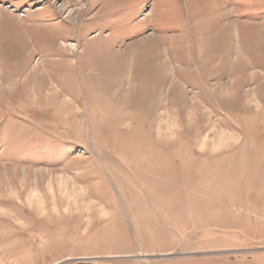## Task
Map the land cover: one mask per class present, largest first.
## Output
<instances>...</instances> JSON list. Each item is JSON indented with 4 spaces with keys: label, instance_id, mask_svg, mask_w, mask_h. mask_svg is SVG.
Segmentation results:
<instances>
[{
    "label": "rangeland",
    "instance_id": "rangeland-1",
    "mask_svg": "<svg viewBox=\"0 0 264 264\" xmlns=\"http://www.w3.org/2000/svg\"><path fill=\"white\" fill-rule=\"evenodd\" d=\"M0 264H264V0H0Z\"/></svg>",
    "mask_w": 264,
    "mask_h": 264
},
{
    "label": "bare ground",
    "instance_id": "bare-ground-1",
    "mask_svg": "<svg viewBox=\"0 0 264 264\" xmlns=\"http://www.w3.org/2000/svg\"><path fill=\"white\" fill-rule=\"evenodd\" d=\"M64 1V0H63ZM69 3V2H68ZM193 3V4H192ZM191 3V6H192V8H193V5H194V2H192ZM111 4H106V7H107V9L109 8V6H110ZM66 5H63V7H65ZM51 8V7H50ZM90 9V8H89ZM98 16V15H97ZM39 31V30H38ZM40 31H42V29H40ZM149 39V38H148ZM152 39H153V37H152ZM154 39H157V40H160L159 38H154ZM49 41V40H48ZM156 41V40H155ZM51 42H53L54 43V41L50 38V41H49V43H47V44H50ZM56 43V42H55ZM150 43V42H149ZM148 43V44H149ZM156 43V42H155ZM150 44H153V43H150ZM43 45V44H42ZM41 45V46H42ZM52 45V44H51ZM154 45V44H153ZM155 47H156V45H154ZM40 47V46H39ZM148 49V48H147ZM158 55V54H157ZM147 58H151V56H149V57H147ZM149 59H148V62L150 63L151 61H149ZM59 68V67H58ZM63 73H64V71H62ZM59 76V75H58ZM62 76V75H61ZM57 77V76H56ZM4 79V78H3ZM60 81V80H59ZM61 83V82H60ZM37 195V194H36Z\"/></svg>",
    "mask_w": 264,
    "mask_h": 264
}]
</instances>
